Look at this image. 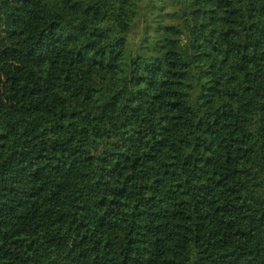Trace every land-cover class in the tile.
<instances>
[{
	"label": "trees",
	"instance_id": "obj_1",
	"mask_svg": "<svg viewBox=\"0 0 264 264\" xmlns=\"http://www.w3.org/2000/svg\"><path fill=\"white\" fill-rule=\"evenodd\" d=\"M0 264H264V0H0Z\"/></svg>",
	"mask_w": 264,
	"mask_h": 264
}]
</instances>
